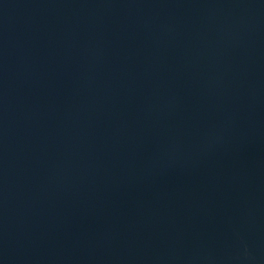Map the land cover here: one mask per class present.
Returning <instances> with one entry per match:
<instances>
[{"label":"water","instance_id":"1","mask_svg":"<svg viewBox=\"0 0 264 264\" xmlns=\"http://www.w3.org/2000/svg\"><path fill=\"white\" fill-rule=\"evenodd\" d=\"M0 264H264V0H0Z\"/></svg>","mask_w":264,"mask_h":264}]
</instances>
